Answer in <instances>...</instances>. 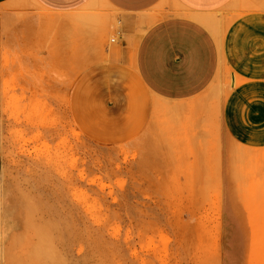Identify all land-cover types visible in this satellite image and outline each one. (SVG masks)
<instances>
[{
  "label": "rangeland",
  "instance_id": "obj_1",
  "mask_svg": "<svg viewBox=\"0 0 264 264\" xmlns=\"http://www.w3.org/2000/svg\"><path fill=\"white\" fill-rule=\"evenodd\" d=\"M100 11L95 16H102ZM255 11H264V0H235L209 29L220 41L235 18ZM154 17L159 19L158 13ZM48 21V15L38 11L31 0L0 5L1 264H122L124 235L126 244L140 236L142 246L148 248L169 241L166 233L148 234L145 228L137 233L130 227L123 233V193L163 195L159 198L164 200L156 202L166 208L170 203L181 209L217 208L216 200L193 199L216 195L218 185L201 184L202 170L187 169L185 159L207 157L208 175L217 176L221 147L226 143L220 113L234 85L233 74L220 63L201 100L185 105L187 113L204 111L213 118L209 122L213 140L200 147L204 151L201 157L195 152L165 153L163 162L169 165L173 159V168L156 169L153 166L159 163L160 154L123 147L121 106L112 103L115 95L120 98V89L73 87L79 77L89 75L84 73L91 67L85 54L90 48H100L96 43L101 48L115 46L121 26L117 22L113 26L83 24L81 28L91 33L89 36L98 31L95 37L105 39L82 40L74 46L73 40H52L64 26ZM148 26L147 22L140 27ZM59 46L70 47L72 52L76 47L81 56H65ZM182 106L153 99L157 116L152 123L163 143L179 128L171 113H182ZM116 108L119 110L113 111ZM154 139L151 130L150 137H142L141 142L152 150ZM177 140L180 144V137ZM184 140L187 148L190 140L187 136ZM261 155L264 153L250 157L253 160ZM144 156L141 167L136 168L137 160ZM234 165L239 173L244 167L249 168L247 174L262 170L261 164L237 161ZM256 212L258 232L251 234L247 264H264V206L259 205Z\"/></svg>",
  "mask_w": 264,
  "mask_h": 264
},
{
  "label": "crops",
  "instance_id": "obj_2",
  "mask_svg": "<svg viewBox=\"0 0 264 264\" xmlns=\"http://www.w3.org/2000/svg\"><path fill=\"white\" fill-rule=\"evenodd\" d=\"M9 1L12 0H0V5ZM234 1L31 0L38 11L48 15L50 24L64 26L52 37L58 42L73 40L76 46L82 40L105 39L95 37L98 31L95 36H89L91 33L81 28L86 23L113 26L117 22L121 26L115 46L101 48V44L96 43L94 46L100 48H90L85 54L91 67L84 73L89 75L79 77L73 87L120 89V98L115 95L112 103L121 106L123 147L127 145L137 148L138 152L160 154L159 163L153 166L156 169L169 165L173 168L172 156L169 165L163 162L165 159L161 155L165 153L195 152L201 157L204 151L200 147L208 146L213 140L209 136V122L213 118L204 111L187 113L185 105L201 100V95L213 83L220 63L233 74L234 85L224 98L220 113L226 143L221 147L217 176L208 175L207 157L197 160L192 155L185 159L187 169L202 170L201 184L218 185L216 195L193 199L216 200L217 208L181 209L173 203L166 208L156 202L164 200L159 198L163 195L123 193V233L130 227L137 233L145 228L148 234L166 233L169 241L164 245L156 242L154 247L148 248L142 246L140 236L126 244L124 235L122 264L248 263L251 234L258 232L256 210L259 205L264 206V193H258L259 189L264 190V155L253 160L250 157L264 153V11L238 16L218 41L209 26L218 24L217 19L225 16V10ZM99 10L103 15L95 16ZM157 13L159 19L156 20L154 14ZM32 18L36 22L38 16ZM206 18L213 19L212 23L200 20ZM147 22L148 27H140ZM58 49L63 55L66 53L65 56H81L76 47L74 54L70 47L59 46ZM153 99L172 107L184 105L185 112L171 113V120L178 121L179 128L164 143L159 140L160 131L152 123L157 116L153 113ZM151 130L155 139L149 150L150 145L143 144L141 138H149ZM186 136L190 140L187 148ZM179 137L180 144L177 143ZM145 158L137 160L136 168L141 167V160ZM237 161L253 166L261 164L262 170L253 175L247 174L249 168L244 167L239 173L234 165ZM2 168L0 150V179ZM130 201L138 203L131 205ZM1 256L0 236V264Z\"/></svg>",
  "mask_w": 264,
  "mask_h": 264
},
{
  "label": "bare ground",
  "instance_id": "obj_3",
  "mask_svg": "<svg viewBox=\"0 0 264 264\" xmlns=\"http://www.w3.org/2000/svg\"><path fill=\"white\" fill-rule=\"evenodd\" d=\"M200 20H201L202 22H206V23L209 22L210 24L212 23V21H211L210 19H207V18H206V19H200ZM212 20H213V19H212Z\"/></svg>",
  "mask_w": 264,
  "mask_h": 264
}]
</instances>
